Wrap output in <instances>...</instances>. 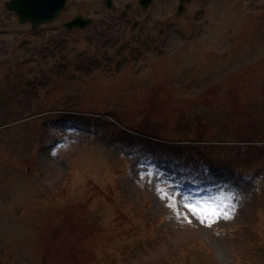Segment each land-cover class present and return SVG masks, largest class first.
Masks as SVG:
<instances>
[{"label":"rangeland","instance_id":"1","mask_svg":"<svg viewBox=\"0 0 264 264\" xmlns=\"http://www.w3.org/2000/svg\"><path fill=\"white\" fill-rule=\"evenodd\" d=\"M6 1L0 0V246H16L19 264H60L65 256L61 252L68 253L63 264L70 263V246L76 239L62 226H91L92 219L109 225L120 208L132 219L144 213L156 229L152 233V226H138L139 231L116 238L112 254L131 243L127 253L116 256L118 264L172 258L181 244L188 251L195 247L193 264H264V242L255 244L251 236L256 227L264 235V174L257 184L234 179L233 170L218 159L226 156L224 147L203 156L198 148L184 153L178 144L108 131L124 116L131 123L135 117L140 122L151 106L150 117L166 120L170 128L184 113L190 119L200 115L213 121L235 117L243 101L251 108L255 100L260 103L252 110L256 117L264 108V0H218L195 37H175L158 48H147V40L137 39L126 23L121 25L125 30L102 25L77 43V31L56 24L38 33L6 9ZM61 38L66 41L62 47L56 43ZM71 52L79 56L75 63L69 60ZM61 57L70 61L68 66L56 61ZM50 69L59 73L53 80ZM154 89L160 90L157 98L145 104L142 99ZM169 98L161 108L155 107L156 100ZM62 110L105 113L91 126L82 113H65L50 124L44 121L38 135V117ZM27 116L33 118L24 121ZM52 127L58 129V138ZM246 146L234 147L243 153ZM115 169H126L118 177L115 203L82 212L90 188L112 183ZM70 173L72 179L67 177ZM229 191L238 201L231 219L201 223L184 206L186 201L214 199ZM164 192L175 199H166ZM34 226L53 228L50 238V229L44 231L52 249L45 251L42 241L41 246L35 243ZM87 241L83 238L77 246L76 254L79 251L83 258L94 252Z\"/></svg>","mask_w":264,"mask_h":264},{"label":"trees","instance_id":"2","mask_svg":"<svg viewBox=\"0 0 264 264\" xmlns=\"http://www.w3.org/2000/svg\"><path fill=\"white\" fill-rule=\"evenodd\" d=\"M153 93H150L149 97L143 98V102L146 104L147 101L150 99L151 101H155L157 98V89L153 90ZM145 95V94H144ZM164 100V101H161ZM172 99H160L156 100L157 103L155 107L161 108L160 104H164L166 101L170 102ZM192 100V99H191ZM210 103V102H209ZM144 104V105H145ZM153 110V106L148 107L149 116L141 120L140 122H136L135 118L132 120L134 122H129V118L125 119L126 116L123 117V120L119 118L122 126L115 125V131L118 133H125L126 130H132L136 132H143L147 135H150L154 138L161 139V140H170L174 142H182V141H189V143H183L182 146L185 149V152H191L195 147H199V154L203 153V156L208 155L211 151L217 150V152L222 151L224 147V151L231 150L233 147L224 146V145H207L205 144L206 141H213L218 139L217 131L214 124L209 123L207 120H202L200 115H197L194 119H190L184 113L180 118L177 119L176 124L174 127L170 128L171 125L167 124L165 121H157L154 120L153 117H150V112ZM40 113L43 111H39ZM142 110L137 111V114L141 113ZM159 114L160 112L157 111ZM242 116L245 118H237L234 122L240 121L237 127H234L233 124H224L227 125V133L230 141L233 142H241V141H253L255 139H262L264 138V126L257 125L256 127H251L250 129L243 130L247 127V118L252 116V112H248V110H243L241 112ZM136 115V112H135ZM51 116H42L38 117L37 122V132L40 135L43 128V122L49 121ZM137 123V124H134ZM223 141V140H222ZM197 144V145H195ZM211 154V153H210ZM206 159V158H205ZM220 161V156H218ZM264 148H259L255 145H250L243 153L237 152L235 154L229 153V156H226L225 160L228 165L232 166L237 173L243 172L246 168L250 167H257V166H264ZM128 168V167H127ZM126 169L124 170H117L113 171V182L106 185L94 184L90 188V195L88 199L84 200L81 203V210L82 212H91L92 206H97L98 208L109 204H114V196L120 193V184L118 182V177L123 175ZM69 179L73 178V174L68 175ZM66 196V192L64 193ZM61 198V196L59 197ZM144 206H149V202L146 200ZM97 208V209H98ZM147 211V210H146ZM144 217V219H143ZM151 219V218H150ZM150 219H146L144 213L140 212L136 215L135 219H132L129 216V213L126 210L117 208L115 210V217L113 221H110L109 225H101L99 222L100 220L92 219L90 220L89 225L91 226H62L66 227L68 232L75 235V241L71 243L70 246V259L72 262H68L66 260V264H80L88 262L89 264H118L117 257L123 251L125 253L128 252L131 243H129L125 250L119 254H112L110 250L113 249L114 243L113 241L116 240L118 237H124L125 235L129 234L131 231H139L138 226H152V229H149L152 233L155 231L156 226ZM85 224V221L83 222ZM95 225V226H94ZM37 234L36 240L38 246L42 244L45 245L43 250H49L54 247L51 245L50 241H45V233L44 231L50 229L49 226H34ZM55 228L61 230L59 226ZM255 235V239L253 240L255 244L264 242V235L261 233V229L256 227L253 229ZM145 234V231L141 232ZM53 234V228L49 231V238ZM90 234V235H88ZM88 240L87 242L89 245L94 249V252L91 253V256L82 257L79 251L76 254L77 246L83 241ZM11 249L13 252L9 253L8 250ZM101 249H105L104 253L101 254ZM189 247L187 245H180L178 250L173 254L172 258L164 259V256L159 257L156 261L152 263H140V264H193L192 259L196 257L195 253L193 252L195 247L191 246V250L188 251ZM193 250V251H192ZM18 251L17 247H11L10 243L7 246H0V264H19L15 260V254ZM65 255L67 256L68 253L61 252L60 256ZM115 255V256H114ZM65 256H62L63 260L60 261V264H63ZM117 256V257H116ZM242 257V255L237 256V259ZM104 259L103 262H100L101 259ZM160 258L163 260H160ZM240 261V259H239ZM45 264V263H44Z\"/></svg>","mask_w":264,"mask_h":264},{"label":"flooded vegetation","instance_id":"3","mask_svg":"<svg viewBox=\"0 0 264 264\" xmlns=\"http://www.w3.org/2000/svg\"><path fill=\"white\" fill-rule=\"evenodd\" d=\"M162 0H68L65 9L62 11L56 21L40 25L36 32L40 33L41 29L46 26L57 25L61 28L64 21L73 19L80 15L84 18H90L91 23L83 28H75L67 30L68 32H76L77 43L79 37L93 36L88 32L93 30L99 31L102 25H111L116 28L125 30L121 25L126 23L129 25L132 34L140 35L141 38L147 39L150 43V38L158 39L170 30V33L182 31L184 28H190L195 21L196 12L199 14L201 8L212 9L217 4V0H169L168 4L161 2ZM168 1V0H164ZM162 5L160 9L154 11L155 7ZM200 13L199 16H202ZM115 24V25H114ZM141 28V30H140ZM66 30V29H64ZM78 40V41H77ZM110 41V40H108ZM107 41V43H108ZM66 41L59 39L56 43L62 47ZM157 43V42H155ZM154 44V42L152 43ZM149 45V44H148ZM74 45V49L77 48ZM108 52L104 51L106 55ZM69 60L75 63V59L79 57L71 52ZM66 58H58L59 63L64 62ZM79 61V59H78ZM70 62V61H69ZM85 61H82L84 65ZM77 63V62H76ZM64 65H68L67 63Z\"/></svg>","mask_w":264,"mask_h":264},{"label":"water","instance_id":"4","mask_svg":"<svg viewBox=\"0 0 264 264\" xmlns=\"http://www.w3.org/2000/svg\"><path fill=\"white\" fill-rule=\"evenodd\" d=\"M67 0H10L6 3V7L15 11L21 22H31L33 28L41 23L54 21ZM79 18L73 19L67 27L84 26L86 23L80 22Z\"/></svg>","mask_w":264,"mask_h":264},{"label":"snow or ice","instance_id":"5","mask_svg":"<svg viewBox=\"0 0 264 264\" xmlns=\"http://www.w3.org/2000/svg\"><path fill=\"white\" fill-rule=\"evenodd\" d=\"M162 194L166 199H175V196H170L167 192ZM184 206L188 208L201 223L211 224L220 218L231 219L235 214L238 201L236 199V193L229 191L227 193L221 192L220 195L214 199H205L198 202L186 201ZM177 214H179L178 209ZM184 215L185 218L191 222V217H189L187 213Z\"/></svg>","mask_w":264,"mask_h":264}]
</instances>
